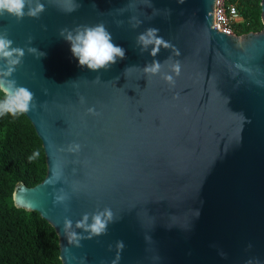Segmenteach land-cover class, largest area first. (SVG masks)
Here are the masks:
<instances>
[{
	"label": "water",
	"instance_id": "water-1",
	"mask_svg": "<svg viewBox=\"0 0 264 264\" xmlns=\"http://www.w3.org/2000/svg\"><path fill=\"white\" fill-rule=\"evenodd\" d=\"M39 3L38 17L0 16L25 51L9 79L34 93L48 167L13 200L55 228L62 264H264V27L215 29L216 0ZM100 23L126 55L92 71L60 32ZM150 28L168 42L155 57L137 42Z\"/></svg>",
	"mask_w": 264,
	"mask_h": 264
},
{
	"label": "trees",
	"instance_id": "trees-1",
	"mask_svg": "<svg viewBox=\"0 0 264 264\" xmlns=\"http://www.w3.org/2000/svg\"><path fill=\"white\" fill-rule=\"evenodd\" d=\"M261 1L226 0L242 15L235 25L238 35L263 29ZM34 151L40 156L30 162ZM47 171L45 149L30 119L25 114L0 117V264H62L55 228L40 213L17 207L13 200L18 183L33 187Z\"/></svg>",
	"mask_w": 264,
	"mask_h": 264
},
{
	"label": "clouds",
	"instance_id": "clouds-1",
	"mask_svg": "<svg viewBox=\"0 0 264 264\" xmlns=\"http://www.w3.org/2000/svg\"><path fill=\"white\" fill-rule=\"evenodd\" d=\"M182 2V0H181ZM31 0H0V16L5 14L12 15L18 20L23 19L27 14L30 17H38L45 11V7L39 0H36L34 7H28L27 13L25 12L26 6H29ZM74 8L65 9V11H74ZM158 29L150 28L138 36V44L141 45V50L147 51V45H152L151 55L155 57L160 49V46L168 47V42L156 35ZM60 35L70 43L71 52L75 58L78 59L81 67L87 66L92 71H99L101 69L107 70L112 65L117 63L118 58L124 59L126 50L113 43L111 33L106 29L103 23L95 26L81 25L74 30L67 28L62 29ZM31 43V37L29 38ZM13 41L8 38L7 31H0V117L6 114H11L12 117L29 113L33 106L34 93L28 88L18 86L15 80L9 79L16 69V65L21 63L22 58L25 56V51L19 47H13ZM37 50L33 47L28 48L29 53H34ZM46 55L40 52L39 56ZM165 61L164 63H166ZM6 65V68H5ZM162 64L159 61H153L144 67L146 73L153 75L160 74ZM171 70L178 76L180 74V63L177 61L171 66ZM163 79L169 83H174L173 76L164 74ZM97 81L100 77L97 76ZM78 145L75 148L78 149ZM40 156L39 151H34L28 157L29 161H34ZM63 197L57 196L56 200L60 201ZM106 214L110 219L112 213L110 210H105L102 214H97L93 217L94 222L90 225L93 233L100 234L106 228L107 221L103 219Z\"/></svg>",
	"mask_w": 264,
	"mask_h": 264
},
{
	"label": "built area",
	"instance_id": "built-area-1",
	"mask_svg": "<svg viewBox=\"0 0 264 264\" xmlns=\"http://www.w3.org/2000/svg\"><path fill=\"white\" fill-rule=\"evenodd\" d=\"M215 19L216 23L213 25L215 29L237 34L235 25L242 20V15L236 4L228 3L226 0H216Z\"/></svg>",
	"mask_w": 264,
	"mask_h": 264
}]
</instances>
